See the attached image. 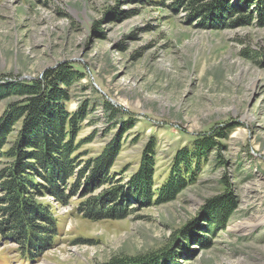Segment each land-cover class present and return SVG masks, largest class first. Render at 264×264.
<instances>
[{"label":"rangeland","instance_id":"rangeland-1","mask_svg":"<svg viewBox=\"0 0 264 264\" xmlns=\"http://www.w3.org/2000/svg\"><path fill=\"white\" fill-rule=\"evenodd\" d=\"M230 1L238 11L228 17L191 16L173 0H0V83L64 62L84 75L67 103L89 108L76 137L86 139L79 161L96 156L122 122L111 172L125 183L152 139L156 190L177 150L230 125L213 135L218 146L172 200L125 196L126 216L92 220L76 210L87 197L82 187L66 204L39 197L57 218L52 246L30 260L2 242L0 264H103L147 254L149 264H264V221L232 229L264 213V18L255 3ZM14 99L0 100V117ZM104 100L118 108L117 119ZM221 194L231 198L230 214L223 226L208 224L206 202Z\"/></svg>","mask_w":264,"mask_h":264},{"label":"trees","instance_id":"trees-1","mask_svg":"<svg viewBox=\"0 0 264 264\" xmlns=\"http://www.w3.org/2000/svg\"><path fill=\"white\" fill-rule=\"evenodd\" d=\"M245 1L255 3L259 17L264 18V0ZM172 4L176 9L185 7L191 16L213 12L230 17L238 11V2L234 4L230 0H173ZM82 78L84 75L73 63L64 62L31 80L0 83V100L15 98L0 117V244L15 243L19 253L30 260L50 248L58 234L57 218L39 197L48 194L60 204H66L74 191L82 187L87 197L77 204L79 213L92 220L123 218L126 210L120 203L125 196L143 203L151 199L157 203L172 200L194 179L207 150L218 146L213 135L221 138L230 128V125L217 127L206 138L196 136L192 148L177 150L170 173L157 191L151 139L141 165L122 183L121 179L114 178L111 168L121 149L124 123H119L113 138L96 156L79 161L77 150L86 139L76 141V137L89 108L83 102L71 110L67 103L72 100L69 92L72 84ZM103 107L110 118L117 119L118 108L106 100ZM14 130L16 134L9 139ZM218 161L221 162L219 154ZM73 176L74 182L68 185L67 180ZM104 186L99 194L92 195L94 190ZM206 205L211 221L208 224L214 222L223 226L232 206L230 196H213ZM151 258L153 255L147 254L103 264H149Z\"/></svg>","mask_w":264,"mask_h":264},{"label":"bare ground","instance_id":"bare-ground-1","mask_svg":"<svg viewBox=\"0 0 264 264\" xmlns=\"http://www.w3.org/2000/svg\"><path fill=\"white\" fill-rule=\"evenodd\" d=\"M262 221H264V213L261 214L257 218L237 222L232 226V229H234L236 231H246L248 229L253 228L254 226H256L258 223H260Z\"/></svg>","mask_w":264,"mask_h":264}]
</instances>
